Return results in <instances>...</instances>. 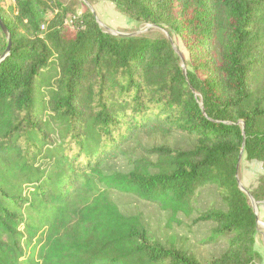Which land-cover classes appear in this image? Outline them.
Returning a JSON list of instances; mask_svg holds the SVG:
<instances>
[{
  "label": "trees",
  "instance_id": "obj_1",
  "mask_svg": "<svg viewBox=\"0 0 264 264\" xmlns=\"http://www.w3.org/2000/svg\"><path fill=\"white\" fill-rule=\"evenodd\" d=\"M14 1L0 5L11 36L0 61V264H258L238 165L242 151L264 163V0H102L157 26L155 37L112 35L89 9L72 28L61 0ZM7 47L0 27V59ZM176 133L194 146L152 147L153 159L107 170L141 136ZM207 186L225 206L194 221L224 242L208 261L151 239L110 197L135 196L180 222ZM251 193L264 202V178Z\"/></svg>",
  "mask_w": 264,
  "mask_h": 264
},
{
  "label": "rangeland",
  "instance_id": "obj_2",
  "mask_svg": "<svg viewBox=\"0 0 264 264\" xmlns=\"http://www.w3.org/2000/svg\"><path fill=\"white\" fill-rule=\"evenodd\" d=\"M69 9V18L83 14L86 9L96 12V18L101 27L110 33H134L144 31L147 25H141L134 20L120 14L115 5L108 1L102 0H61ZM15 4L14 0H0V5L6 10ZM10 14V12H8ZM68 18V19H69ZM74 28V27H73ZM149 32V31H148ZM159 29L153 28L149 34L152 37L159 35ZM177 49L188 60L186 51L179 37L172 38ZM194 139L187 135L174 134L171 137L164 138L160 135L141 136L124 149V154L108 164V171L127 172L131 169L130 160L136 158H149L145 153L146 149L160 145H168L175 149L189 150L194 146ZM264 178V163L259 161H248L243 156L239 171L238 180L250 195L252 203V191L256 190L260 180ZM111 199L118 205L123 214L128 216H139L144 223L151 239L159 241L164 245L176 243L177 247L190 250L202 261H208L225 251L224 242L211 243L208 241L211 233V225L208 223H195V219L202 213L210 209H223L220 196L215 186H207L199 190L195 196L194 208L195 215L186 218L179 215L180 222L172 221L171 213L162 211L156 205L140 200L135 196L122 194L117 191H110ZM256 203V209L259 219L258 235L256 238V251L258 253V264H264V202Z\"/></svg>",
  "mask_w": 264,
  "mask_h": 264
},
{
  "label": "water",
  "instance_id": "obj_3",
  "mask_svg": "<svg viewBox=\"0 0 264 264\" xmlns=\"http://www.w3.org/2000/svg\"><path fill=\"white\" fill-rule=\"evenodd\" d=\"M92 12H93V14L96 16V12H94V11H92ZM97 21H98V20H97ZM98 23H99V21H98ZM99 25L101 26L100 23H99ZM0 27H1L3 33L5 34V36H6V38H7V41H8V47H7V49H6V52H5L4 56L0 59V61H3V60L8 56V54H9V52H10V48H11V36H10V34H9V32H8V30H7V28H6V26H5V24H4V22H3V20H2L1 17H0ZM152 28H158V27L155 26V25H147V28H146L144 31H138V32H135V33H132V34H133V35H138V34H141V33H146V32H148V31H149L150 29H152ZM109 33H110V32H109ZM111 34H112V35H116V36L130 35V34H125V33H111ZM169 40H170L171 43L173 44L176 53L181 57L182 60H184V56H183V54L180 52L179 49H177V48L175 47V45H174L173 40H172L171 37H169ZM182 68H183V71H184V75L186 76L187 74H186L185 64H183V67H182ZM243 154H244V152L242 151V152H241V155H240V158H239V165H238V168H239V166H240V162H241V160H242V158H243ZM239 186H240V189H241L245 194H247V195L250 197V195L248 194L247 190L244 188V186H242V185L240 184V182H239ZM250 198H251V197H250ZM252 205H253V208H254L255 213H256V215H257V218H258L257 209H256V207H255V206H256V203L254 202L253 199H252ZM258 224H259V219H258Z\"/></svg>",
  "mask_w": 264,
  "mask_h": 264
},
{
  "label": "built area",
  "instance_id": "obj_4",
  "mask_svg": "<svg viewBox=\"0 0 264 264\" xmlns=\"http://www.w3.org/2000/svg\"><path fill=\"white\" fill-rule=\"evenodd\" d=\"M79 16H72V17H70L69 19H67L66 21H65V25H68V26H70V27H74L75 26V24H76V22L78 21V18ZM42 29H44V27L42 28Z\"/></svg>",
  "mask_w": 264,
  "mask_h": 264
},
{
  "label": "crops",
  "instance_id": "obj_5",
  "mask_svg": "<svg viewBox=\"0 0 264 264\" xmlns=\"http://www.w3.org/2000/svg\"><path fill=\"white\" fill-rule=\"evenodd\" d=\"M262 219H264V213H262Z\"/></svg>",
  "mask_w": 264,
  "mask_h": 264
}]
</instances>
